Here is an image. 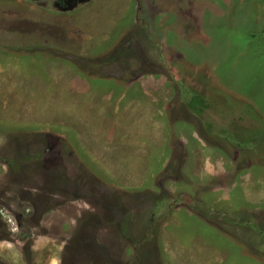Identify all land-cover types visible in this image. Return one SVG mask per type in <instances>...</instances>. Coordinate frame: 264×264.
Instances as JSON below:
<instances>
[{
  "label": "rangeland",
  "instance_id": "obj_1",
  "mask_svg": "<svg viewBox=\"0 0 264 264\" xmlns=\"http://www.w3.org/2000/svg\"><path fill=\"white\" fill-rule=\"evenodd\" d=\"M59 1L0 0V264H264V0Z\"/></svg>",
  "mask_w": 264,
  "mask_h": 264
},
{
  "label": "trees",
  "instance_id": "obj_2",
  "mask_svg": "<svg viewBox=\"0 0 264 264\" xmlns=\"http://www.w3.org/2000/svg\"><path fill=\"white\" fill-rule=\"evenodd\" d=\"M233 100V99H232ZM234 101V100H233ZM208 102H209V100H208ZM208 102H203L201 99H199V100H197L196 101V99H194L193 100V103H192V105H195V106H198V108H200V110L199 111H203V109L205 108V107H207V108H210V102L208 103ZM212 106V105H211ZM250 109H248V115H250ZM253 114V113H252ZM255 114V113H254ZM250 117H252L251 115H250ZM262 119V118H261ZM233 123V122H232ZM229 124L230 126L228 127L229 129H227V130H223L224 132H223V134H225V132H227V134H228V136L226 137V139L227 140H232V141H236L241 147H254L255 149H254V154H259V153H264V132H263V136L262 137H260V138H258V137H256V136H254V138L252 139V137H251V139H250V142H248V141H246V142H243L242 140H240V139H238V137L236 138V137H233L232 136V138L233 139H231V135L229 134V131H231L232 130V128L233 127H237V128H241V127H244V126H241V125H239L236 121L233 123V124ZM237 125V126H236ZM239 126V127H238ZM259 127H255L254 128V130H257ZM234 129V128H233ZM239 130V129H238ZM236 132H238V131H236ZM239 132H240V130H239ZM230 135V136H229Z\"/></svg>",
  "mask_w": 264,
  "mask_h": 264
},
{
  "label": "flooded vegetation",
  "instance_id": "obj_3",
  "mask_svg": "<svg viewBox=\"0 0 264 264\" xmlns=\"http://www.w3.org/2000/svg\"><path fill=\"white\" fill-rule=\"evenodd\" d=\"M67 1H69V0H60L59 3H60L61 5L63 4V6H64V5L67 4V3H66Z\"/></svg>",
  "mask_w": 264,
  "mask_h": 264
},
{
  "label": "water",
  "instance_id": "obj_4",
  "mask_svg": "<svg viewBox=\"0 0 264 264\" xmlns=\"http://www.w3.org/2000/svg\"><path fill=\"white\" fill-rule=\"evenodd\" d=\"M33 1H40V0H33Z\"/></svg>",
  "mask_w": 264,
  "mask_h": 264
}]
</instances>
